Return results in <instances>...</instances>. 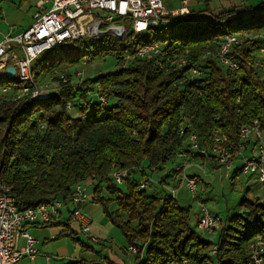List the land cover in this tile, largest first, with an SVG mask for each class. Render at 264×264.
I'll return each mask as SVG.
<instances>
[{
  "label": "trees",
  "instance_id": "16d2710c",
  "mask_svg": "<svg viewBox=\"0 0 264 264\" xmlns=\"http://www.w3.org/2000/svg\"><path fill=\"white\" fill-rule=\"evenodd\" d=\"M232 13L226 11L199 27L160 24L147 38L139 35L129 45L116 38H85L77 42L75 57L56 58L58 49L39 56L32 65L33 77L50 74L58 84L56 91L42 100L5 97L0 101V185L10 187L18 210L57 198L69 201L74 185L94 175L91 200L103 208L129 247L138 248L133 264H249V244L264 231V199L247 192L240 210L225 219L210 240L198 230L199 215L192 225L190 206L180 204L168 191L157 195L139 188L142 178L150 179L148 170L161 172L171 161L186 160L179 156L183 151L190 157L187 161L210 159L189 149L192 133L202 145L211 146L213 130L221 129L237 151L242 125L258 120L264 132V58L256 57H264L259 51L264 13L234 18ZM227 34L252 36L229 53L240 65L237 70L208 58L202 65L203 76L192 80L184 69L167 62L160 67L158 57L135 58L126 64L127 53L151 42L197 62L207 50L219 48ZM108 54L116 55L117 70L84 79L78 89L62 81L65 68ZM256 59L261 67L255 65ZM98 84L105 102L92 95ZM5 86L14 87L12 79L1 76L0 87ZM139 166L144 167L138 170ZM114 168L132 169L134 176L125 177L121 187L110 175ZM160 178V184L167 183L164 175ZM62 235L74 233L67 229ZM68 264L114 263L106 257Z\"/></svg>",
  "mask_w": 264,
  "mask_h": 264
},
{
  "label": "built area",
  "instance_id": "2783aa9c",
  "mask_svg": "<svg viewBox=\"0 0 264 264\" xmlns=\"http://www.w3.org/2000/svg\"><path fill=\"white\" fill-rule=\"evenodd\" d=\"M3 11L0 10V14ZM184 8L179 12H169L163 0H39L33 7L30 25L23 31L6 34L0 40V77L7 76L6 69L9 66L16 68V74L12 78L17 97L30 99H47L54 90L48 86L41 87L32 74L34 61L43 53L58 49L56 58L75 57L79 53L77 42L85 38H116L125 41L127 45L136 42V38L144 32H150L157 28L170 15L178 16L188 14ZM174 23L173 20H169ZM252 36L242 37L238 34H227L216 50H207L197 62H191L186 54L173 53L170 49H164L160 42L145 43L137 46L125 55L126 64L135 58L161 59L160 67L165 62L170 67H178L186 71L188 79H198L203 76V63L208 58H214L216 62L225 68L237 70L240 65L230 58L229 53L235 45L242 44L245 39ZM262 42L260 53L264 54V33L261 34ZM90 59L82 60L87 64ZM125 64V65H126ZM255 65L261 67L262 63L255 60ZM8 77V76H7ZM64 83H71L74 89L83 87V71H77L72 77L61 75ZM3 93L9 92V86L2 89ZM92 95L97 96L105 102L106 97L102 93L100 84ZM16 98V97H15ZM71 108V104L68 105ZM184 128L181 127V132ZM242 142L238 150L233 151L229 136L221 129L212 132V145H202L197 133L189 137V149L206 157L214 156L217 164L225 166L228 170L239 167L237 175L250 176L254 183L264 188V132L258 120L251 125H242L240 128ZM185 158L176 168L180 176L177 187H186L197 197L198 182L192 177L187 169V154L185 151L179 153ZM235 159L239 160V163ZM142 170V167H137ZM111 177L118 183L123 184L125 177H133L132 169L119 170L114 168ZM149 178H142L139 188L147 189ZM96 183L94 175L85 183H76L71 192L70 200L61 198L43 202L36 207L19 211L14 197L10 194L11 189L5 184L0 185V264H19L24 258H35L40 254L36 244L38 239L30 233L26 225H45L50 222L62 223L64 225L77 222L81 231L91 236L98 242L99 238L92 235V221L83 210V204L90 200L88 188ZM176 187V188H177ZM176 188L171 189L173 197ZM198 230L206 233L214 239L217 228L223 225L222 218L213 213L205 203L200 202ZM24 244H21V240ZM218 246L212 247V253L216 254ZM129 254L136 255L138 248L129 247ZM48 258V257H47ZM249 264H264V231L251 240L248 251Z\"/></svg>",
  "mask_w": 264,
  "mask_h": 264
},
{
  "label": "rangeland",
  "instance_id": "374dc122",
  "mask_svg": "<svg viewBox=\"0 0 264 264\" xmlns=\"http://www.w3.org/2000/svg\"><path fill=\"white\" fill-rule=\"evenodd\" d=\"M35 1L37 0H0V10L3 11L0 14V39L5 37V35L12 30L20 32L30 25ZM214 20L213 18L212 21ZM142 35L147 38L149 32H144ZM255 54H259V52L255 51ZM256 57L258 59L264 58L260 54L256 55ZM117 69L118 63L116 55L108 54L105 56H97L87 64H83L81 61L79 64L69 68L67 67L64 73L71 72L75 74L77 71H83V77L87 79L98 77ZM261 75L264 77V67L261 70ZM37 83L41 87L48 86L49 89H55L54 91L58 88V84L52 80L50 74H42L39 76ZM2 89L3 87H0V101L5 97L15 98L18 95L14 93L16 91L14 87L10 86L9 92L6 94L3 93ZM110 102L114 104L115 100L110 99ZM193 156L195 155L193 154ZM212 160L214 161L212 162ZM235 161L237 164L239 160L235 159ZM187 163L190 164V168L187 169L188 173L192 177H195L198 182V192L195 199L192 198V194L186 187L179 189L177 187V182L180 180V176L177 177L179 170L177 168L175 169L176 164H178L177 161H171L167 168L161 172H152L148 170L150 183L147 187V191L148 193L160 195L163 191L166 192L169 190L171 192V189L177 187L175 198L180 204L192 208L193 226L196 225V217L200 211V202L205 203L206 206L213 213L219 215L223 223H225V219H228L230 215L240 210L239 204L247 192H249V196L251 197L264 199V188L254 183L250 176L241 174L237 177L236 174L240 170L237 171L235 169L236 172L234 173V168L228 170L225 166H217V160L214 156L210 157V159L199 158L189 160ZM161 175L165 176L167 180L166 184H160L158 182L161 180ZM235 176L236 178H234ZM161 181H163V179ZM119 185H121V187L125 186L124 184ZM248 188H250V190ZM89 191H93V188L90 187ZM104 195H106V193H104ZM110 209L114 211L116 206L112 204L110 205ZM87 214L93 221L91 232L93 236L99 238L98 242H95L90 235L83 233L76 222L73 224V228L70 229V231H76L73 236H63L61 225L45 227L44 232L41 233L43 239L46 236L49 237L45 252L54 258V264H68L77 261V259L101 260V258L105 259V257H110L111 253L116 254L122 263H134L135 257H133V255H131V257L128 256L129 244L125 236L108 218L103 208L97 205L96 208L90 212L88 211ZM221 227L222 223L221 226L217 228V232ZM201 235L212 240L206 233Z\"/></svg>",
  "mask_w": 264,
  "mask_h": 264
},
{
  "label": "crops",
  "instance_id": "0c3cea01",
  "mask_svg": "<svg viewBox=\"0 0 264 264\" xmlns=\"http://www.w3.org/2000/svg\"><path fill=\"white\" fill-rule=\"evenodd\" d=\"M38 1L39 0L35 1L34 6L36 5ZM163 3H164L165 8L171 13L176 12V11L179 12V10L182 8H184L186 11H189V13L184 14V15H178V16L170 15V17H168V20H165L162 23V26L169 24L171 22L169 20L173 18L174 23H171L172 25L177 24L182 27L185 25L199 27V26H203L207 23L212 22L213 18L215 19V17L218 16L219 14H222L230 10L233 11L232 13L233 15L231 16L233 18L236 16H249L256 12H262V13L264 12L263 11L264 10V0H163ZM15 31L16 30L14 31L12 30L9 33H13V34L19 33ZM147 165H148V162L146 161L144 163V166H147ZM89 188L87 190L90 195V200H88L87 202L83 204V210L86 213L88 211L89 212L92 211L94 208L97 207V205L93 203L91 200V197L93 196V191H89ZM168 193H171V192L168 190ZM74 223L75 222H72L71 224H68V225H64L60 223V225L62 226L63 231H65L67 229L70 230L71 228H73ZM45 227H49V226L28 225L27 227H25L30 233L35 235L36 238L38 239L36 246L39 249L40 254L37 255L33 259L26 257L23 260H21L19 264H54V258L51 255H49L47 252H45V248L46 246H48L47 244L49 242V237L46 236L44 237V239L41 237L42 236L41 233L44 232ZM71 231L73 233H76V231H73V230ZM24 243L25 242L22 239L21 244H24ZM128 256L131 257V254H129V251H128ZM133 257L135 256L133 255ZM102 259L103 258H101V260ZM108 259H110L114 264H127V263H122L120 258L114 253H111V256L108 257ZM130 264H133V262H130Z\"/></svg>",
  "mask_w": 264,
  "mask_h": 264
},
{
  "label": "water",
  "instance_id": "95a60500",
  "mask_svg": "<svg viewBox=\"0 0 264 264\" xmlns=\"http://www.w3.org/2000/svg\"><path fill=\"white\" fill-rule=\"evenodd\" d=\"M6 74L8 77L12 78L15 76L16 74V68L14 66H9L6 69Z\"/></svg>",
  "mask_w": 264,
  "mask_h": 264
},
{
  "label": "bare ground",
  "instance_id": "6f19581e",
  "mask_svg": "<svg viewBox=\"0 0 264 264\" xmlns=\"http://www.w3.org/2000/svg\"><path fill=\"white\" fill-rule=\"evenodd\" d=\"M9 78H10V77H9ZM12 78H13V77H12ZM12 78H11V79H12Z\"/></svg>",
  "mask_w": 264,
  "mask_h": 264
}]
</instances>
